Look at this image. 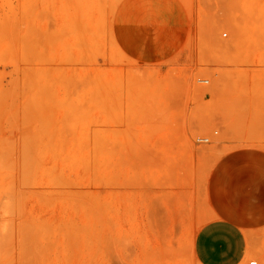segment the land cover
Wrapping results in <instances>:
<instances>
[{"label":"rangeland","instance_id":"1","mask_svg":"<svg viewBox=\"0 0 264 264\" xmlns=\"http://www.w3.org/2000/svg\"><path fill=\"white\" fill-rule=\"evenodd\" d=\"M181 1L0 0V264H198L210 169L264 147V0Z\"/></svg>","mask_w":264,"mask_h":264},{"label":"crops","instance_id":"2","mask_svg":"<svg viewBox=\"0 0 264 264\" xmlns=\"http://www.w3.org/2000/svg\"><path fill=\"white\" fill-rule=\"evenodd\" d=\"M231 0H228L230 3ZM140 10L173 14L175 27H190L181 0H139ZM139 26V25H138ZM209 218L192 236L198 264H264V147L240 146L219 156L206 182Z\"/></svg>","mask_w":264,"mask_h":264},{"label":"built area","instance_id":"3","mask_svg":"<svg viewBox=\"0 0 264 264\" xmlns=\"http://www.w3.org/2000/svg\"><path fill=\"white\" fill-rule=\"evenodd\" d=\"M254 263H255V260L254 259L250 261V264H254Z\"/></svg>","mask_w":264,"mask_h":264},{"label":"bare ground","instance_id":"4","mask_svg":"<svg viewBox=\"0 0 264 264\" xmlns=\"http://www.w3.org/2000/svg\"><path fill=\"white\" fill-rule=\"evenodd\" d=\"M261 144L264 146V142H261ZM186 166H188V165L186 164Z\"/></svg>","mask_w":264,"mask_h":264}]
</instances>
